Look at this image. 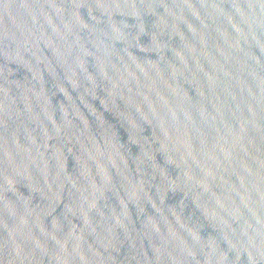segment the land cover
<instances>
[{"label": "water", "instance_id": "obj_1", "mask_svg": "<svg viewBox=\"0 0 264 264\" xmlns=\"http://www.w3.org/2000/svg\"><path fill=\"white\" fill-rule=\"evenodd\" d=\"M0 264H264V0H0Z\"/></svg>", "mask_w": 264, "mask_h": 264}]
</instances>
